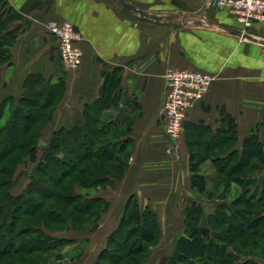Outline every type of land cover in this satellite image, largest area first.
Returning <instances> with one entry per match:
<instances>
[{
    "label": "crops",
    "instance_id": "crops-1",
    "mask_svg": "<svg viewBox=\"0 0 264 264\" xmlns=\"http://www.w3.org/2000/svg\"><path fill=\"white\" fill-rule=\"evenodd\" d=\"M7 1L20 16L11 24L12 29L19 28V35L10 63L0 67V102L11 97L19 104L26 79L33 74L42 76L51 88L60 83L64 88L53 121L42 131V147L56 131L83 122L86 107L101 95L104 74L118 71L119 108L122 116L133 119L134 151L123 179L114 188L93 194L110 202L102 216L109 226L113 218L122 217L132 195L145 206L156 203L162 209L183 199L185 193L194 197L187 140L190 126L200 129L204 124L216 132L228 116L237 126L236 149L254 134L264 151V22H254L250 36L243 37L237 18L226 9L210 6L209 0ZM184 15L203 16L206 21L171 20ZM48 21L70 22L82 35L83 62L77 70L64 68L58 42L45 28ZM169 66L215 77L208 94L189 112L178 149L172 148L171 155L166 153L171 145L161 115L166 99L163 74ZM63 237L75 239L72 245L80 243Z\"/></svg>",
    "mask_w": 264,
    "mask_h": 264
},
{
    "label": "trees",
    "instance_id": "trees-1",
    "mask_svg": "<svg viewBox=\"0 0 264 264\" xmlns=\"http://www.w3.org/2000/svg\"><path fill=\"white\" fill-rule=\"evenodd\" d=\"M19 18L7 0H0V67L11 61L19 35V28L12 29L11 24ZM50 88L42 76L33 74L26 79L19 104L11 97L0 102V264H42L46 252L76 244L75 239L55 234L97 229L110 202L90 190L114 188L130 166L133 119L122 116L119 108L122 91L117 70L104 74L101 95L86 107L84 121L56 131L39 157L42 131L53 121L64 91L62 83ZM225 120L216 132L204 124L200 129L189 127L191 189L200 197L191 202L192 222L186 237L177 241L174 255L165 264H260L264 260V178L254 192L242 195L233 207L213 217V231L200 226L201 197L209 196L207 178L200 169L208 157L202 148L204 137L210 136L207 148L211 152L228 147L214 161L241 155L228 173L239 185L251 184L248 173L264 168L263 145L257 136L249 135L238 150L236 123L228 116ZM243 158L246 166H240ZM27 162L35 164L30 182L15 195L17 167ZM160 234L156 212L150 206L142 210L132 195L94 264H123L147 252L140 263L132 262L146 264ZM227 248L232 249L228 252ZM29 256L36 258L26 260ZM8 257L11 260L5 261Z\"/></svg>",
    "mask_w": 264,
    "mask_h": 264
},
{
    "label": "rangeland",
    "instance_id": "rangeland-1",
    "mask_svg": "<svg viewBox=\"0 0 264 264\" xmlns=\"http://www.w3.org/2000/svg\"><path fill=\"white\" fill-rule=\"evenodd\" d=\"M226 117V116H225ZM225 117L223 119L222 126L226 124ZM225 121V122H224ZM44 140V139H43ZM210 141V136H206L203 139V144L205 150L207 151V160L201 165V172L207 178V188L209 191V196H202L200 203L204 209V214L200 219V226L202 228H211L213 231V217L218 214L222 209H230L233 207L235 201L242 195H248L254 192L257 188V184L261 183L264 178V168L262 166L254 174L248 173V176L253 180L250 181L251 184H246V186L239 185L235 182L234 177L228 175L231 172V167L235 161L240 158L238 155L230 161L220 158L218 161L216 158L228 150L226 147L221 148L220 151L214 152L210 151L211 148H207ZM180 142V141H179ZM214 144H211L213 146ZM40 150L38 156L40 157L43 153L42 145L39 146ZM171 148V147H170ZM242 150V148L240 149ZM171 150L169 148L166 150L168 155H171ZM246 159L243 158L242 164L240 166H246ZM34 164L32 162H27L25 164H20L17 167L16 178L17 183L12 190L13 194H20L29 184V174L32 171ZM234 176V174H232ZM94 190H90L93 194ZM192 191V190H191ZM190 192V191H188ZM192 193H194L192 191ZM199 195L194 193V197L188 198V195L183 194V199L179 201L170 202L168 209H162V205L152 204L150 207L156 212L157 220L160 226L161 234L158 238L157 243H155L150 249V255L146 264H165L174 255L177 241L181 237H186L190 222H192L189 216V211L191 208V202L195 201ZM138 199V198H137ZM141 209L144 210L147 206L143 200H139ZM256 201H254L255 203ZM254 203L252 205H254ZM257 203V202H256ZM251 205V206H252ZM229 213V210H227ZM119 218H113L112 224L109 226L106 221V216L103 218L101 224L93 232H88L87 235L70 234L69 232H60L55 234L57 237L68 236L69 238H76L79 245H66L61 249L46 252L45 256L40 262L42 264H93L105 245L107 235L113 231L117 225ZM214 228V227H213ZM115 230V229H114ZM222 231V230H220ZM72 233V232H71ZM78 233V232H77ZM84 233V232H83ZM55 245V243H53ZM221 245L223 243L221 242ZM232 248H227L230 252ZM80 254V256H79ZM148 255L146 252L144 255L139 257L129 258L123 264H132V262H141L143 258ZM36 257H26V260H34ZM76 258V259H75ZM11 260V257L5 259V261ZM30 263V262H28ZM138 263V264H139ZM41 264V263H39Z\"/></svg>",
    "mask_w": 264,
    "mask_h": 264
},
{
    "label": "built area",
    "instance_id": "built-area-1",
    "mask_svg": "<svg viewBox=\"0 0 264 264\" xmlns=\"http://www.w3.org/2000/svg\"><path fill=\"white\" fill-rule=\"evenodd\" d=\"M210 6L226 9L243 25L242 36L249 37L254 22H264V0H209ZM45 28L58 42L62 64L66 70H77L83 62L82 35L70 22L48 21ZM166 99L161 115L165 135L178 149L189 112L208 94L215 77L203 71L167 67L163 74Z\"/></svg>",
    "mask_w": 264,
    "mask_h": 264
},
{
    "label": "water",
    "instance_id": "water-1",
    "mask_svg": "<svg viewBox=\"0 0 264 264\" xmlns=\"http://www.w3.org/2000/svg\"><path fill=\"white\" fill-rule=\"evenodd\" d=\"M132 9L134 10V8H132ZM171 20L182 21L183 24H187V23H190V22L196 21V20L206 21V18L203 16L184 15L182 18L175 17V18H172Z\"/></svg>",
    "mask_w": 264,
    "mask_h": 264
}]
</instances>
